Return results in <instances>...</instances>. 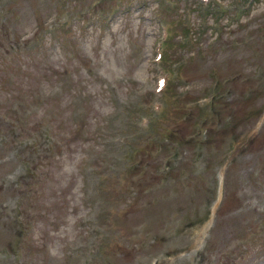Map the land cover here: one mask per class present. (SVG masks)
Instances as JSON below:
<instances>
[{"label": "rangeland", "instance_id": "374dc122", "mask_svg": "<svg viewBox=\"0 0 264 264\" xmlns=\"http://www.w3.org/2000/svg\"><path fill=\"white\" fill-rule=\"evenodd\" d=\"M263 31L264 0H0V264H264Z\"/></svg>", "mask_w": 264, "mask_h": 264}]
</instances>
